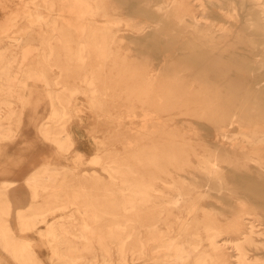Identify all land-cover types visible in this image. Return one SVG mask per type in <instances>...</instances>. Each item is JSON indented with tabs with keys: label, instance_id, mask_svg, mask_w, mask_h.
Instances as JSON below:
<instances>
[{
	"label": "bare ground",
	"instance_id": "bare-ground-1",
	"mask_svg": "<svg viewBox=\"0 0 264 264\" xmlns=\"http://www.w3.org/2000/svg\"><path fill=\"white\" fill-rule=\"evenodd\" d=\"M18 1L11 8L0 0V33L33 20L17 42L3 46L0 36V139L21 123L13 98L49 100L38 132L62 150L73 139L56 131L80 117L79 94L102 112L119 88L128 116L138 106L145 120H155L135 140L117 129L109 142L99 141L101 154L88 163L106 177L67 166L27 174L31 202L15 212L19 228L45 223L39 234L56 264H88V254L110 264L112 244L116 264H264V0ZM118 18L138 56L119 52ZM173 113L203 118L211 132L170 128L162 117ZM12 183L0 182V245L34 264L3 220ZM65 208V216L46 219Z\"/></svg>",
	"mask_w": 264,
	"mask_h": 264
},
{
	"label": "rangeland",
	"instance_id": "rangeland-1",
	"mask_svg": "<svg viewBox=\"0 0 264 264\" xmlns=\"http://www.w3.org/2000/svg\"><path fill=\"white\" fill-rule=\"evenodd\" d=\"M18 2V0H10V7L14 8L18 6ZM55 5H57L58 7V1H55ZM62 13L66 12L62 11ZM4 16V12L0 10V21L4 18ZM212 17L214 18L213 22L217 25L222 24L224 22L223 19H225L224 16ZM221 18L222 21H220ZM27 19L18 20V23H16L9 34L2 32L0 33L3 46H7L8 44L18 41L21 36V30L28 27L29 20L33 21L31 20V17H28ZM61 21L62 20L59 19V23L62 24ZM104 22V17H96L97 24H103ZM116 22L120 28L118 33L120 35H123L120 36L119 52L122 53V56H128L129 52L133 56H138V51H135L133 46L129 45L130 41L132 40L130 35L126 34L128 32L127 28H129V26L123 19L120 18H118ZM14 50L17 51V53L22 52L13 47V51ZM142 51L143 52L140 53L139 56H141L142 62L144 64V59L148 50L144 49ZM30 52L31 53L29 54H31V56L36 57V51L31 50ZM36 85L41 88L42 92H44V88H42V85L40 83H35V86ZM121 91L122 90H120L119 88L118 90H116V96L110 99V103L112 105H109L105 108L106 110L110 109V112L108 113L109 116L105 113L106 110H103L102 112H96L94 109L90 108L88 106V98L85 95L79 94L77 96L76 104L81 109L79 115L80 117L71 116V118L68 119L65 123V130L60 132L59 130H57L58 132L56 131L59 138L62 137V139L64 138L65 131L71 135L73 144L71 148H67L66 150H62L51 139L38 132L39 124L47 120L51 113V105L49 104V100L47 98H30L28 99L29 102L26 104L22 103V101L19 99H12L13 105L17 112L15 116L17 117L19 116V114L21 115V123L17 128V126H14V122H12V126H14L13 128L15 129V131L12 132L11 135H14L0 139V182L3 180H13V183L8 189L7 195L12 204L11 210L8 215L3 216V220H5V222L7 223V226L10 229L9 233L15 238L16 243L22 244L33 254V258L35 259L34 264H56V257L53 255L52 250L49 248V243H47L39 234L40 231L45 228V223H38L32 229L26 230H21L18 226V221L15 216L17 208H26V206L31 202L29 189L24 183L25 177H27V174L29 175L33 171L42 170V168L47 169V172H49L50 169H59L60 171H63L65 170L64 166L73 167L75 171L79 173L83 171L91 172L95 170L103 177H106V173L101 169L99 165L88 163L90 157L95 154H101L100 151L103 149V147L99 144V141L106 140V142H109L110 139L108 138V136H113L117 129L121 130L122 133H124L126 140H135L138 131H140L144 125H147L149 130L155 128V120H145L142 111L138 108V106L134 109V113L128 116L127 110L129 103L126 100L125 94H119V92ZM1 100L2 99H0V104ZM43 100L47 101L44 102ZM23 104L25 109L23 108V112H21L20 108ZM35 104L36 106L38 105V108L35 107ZM152 116H155V114L153 113ZM24 118H27L26 121ZM117 118H121V124H117ZM162 118H164L165 122L169 124L170 128H184V130L188 132L198 131L201 134L211 132L209 122H207L203 118L199 119L194 116H185L179 113H173L168 116L167 114H165ZM25 123L27 126L25 125ZM28 125H30L31 127ZM189 128H191V131H189ZM111 140H113V138H111ZM12 141L15 143H13ZM112 142H114V144L111 145L113 149L122 150L124 143H118L115 142V140H113ZM60 155L62 156V158ZM78 155L80 156L79 158ZM68 213L69 208L56 210L53 213L49 214L46 219L50 221L51 219L65 216ZM70 237L71 236H69V238ZM111 253L114 260L110 264H116L115 247L113 244L111 245ZM86 256L87 257H85V261L88 264H100L96 263L97 261H99L100 254L95 258H92L90 254ZM0 264L27 263L19 262L13 259L9 252H7L0 245ZM127 264H139V262L138 260L133 261L128 258Z\"/></svg>",
	"mask_w": 264,
	"mask_h": 264
}]
</instances>
